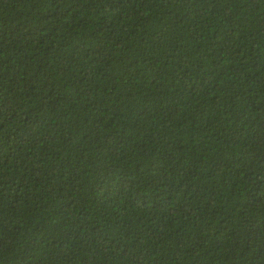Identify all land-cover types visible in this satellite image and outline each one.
Listing matches in <instances>:
<instances>
[{"label":"trees","instance_id":"1","mask_svg":"<svg viewBox=\"0 0 264 264\" xmlns=\"http://www.w3.org/2000/svg\"><path fill=\"white\" fill-rule=\"evenodd\" d=\"M0 264H264V0H0Z\"/></svg>","mask_w":264,"mask_h":264}]
</instances>
